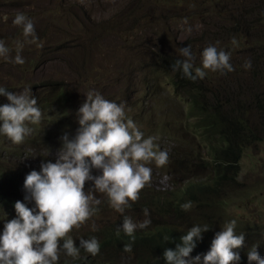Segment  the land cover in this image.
I'll list each match as a JSON object with an SVG mask.
<instances>
[{
    "label": "rangeland",
    "instance_id": "obj_1",
    "mask_svg": "<svg viewBox=\"0 0 264 264\" xmlns=\"http://www.w3.org/2000/svg\"><path fill=\"white\" fill-rule=\"evenodd\" d=\"M18 13L33 20L37 37L24 43L23 64L13 62L17 41H25L22 27L12 24ZM5 14L9 20H0V40L9 48L10 58L0 57V87L17 93L30 88L39 109L42 104L47 107L40 109L39 123L26 122L30 133L43 130L39 136L47 138V145L27 147L29 142L23 141L17 145L29 150L23 159L37 171L42 161L56 162L60 138L65 133L74 137L79 127L76 113L86 95L99 92L123 105L125 118L137 125L144 138L153 139L154 150L168 153L164 166L157 167L154 161L145 165L152 170L145 185L147 197L150 190L174 191L175 181L192 175L203 180L210 172L207 141L193 128L196 118L190 115L188 99L172 85L173 73L163 61L169 63L168 56L183 59L179 49L187 46L195 56L194 67H202L201 53L209 45L229 53L234 71H204L206 83L219 90L220 97L228 96L233 103L239 96L246 102L242 108L249 106L247 116L261 126L260 138L253 139L240 162V183L231 182L228 191L208 205H192L182 216L155 217L143 200L138 203L142 206L128 207L123 215L143 220L147 208L149 226L169 220L183 229L196 223L223 229L235 220V232L243 233L252 246L259 244L257 251L264 253V119L259 120L264 107L257 106L258 99L264 102V0H0V17ZM246 60L251 61L249 69L244 67ZM194 156L205 163L196 164ZM91 174L101 175L102 170L92 168ZM85 185V194L91 190L101 200L96 208L102 212L82 224V232L112 221L122 224L123 215L108 208V202L103 204L107 196L94 191L93 181ZM6 220L0 219V229ZM191 257L186 258L189 264ZM131 258L120 259L121 264H133Z\"/></svg>",
    "mask_w": 264,
    "mask_h": 264
},
{
    "label": "clouds",
    "instance_id": "obj_2",
    "mask_svg": "<svg viewBox=\"0 0 264 264\" xmlns=\"http://www.w3.org/2000/svg\"><path fill=\"white\" fill-rule=\"evenodd\" d=\"M0 20L7 22L9 17L5 14ZM183 23L187 24V18ZM12 24L23 29L25 41H17L13 60L16 64H23L20 53L24 43L29 42V37L30 42L37 39L34 22L23 13H18L12 19ZM186 31L191 32V28L188 27ZM179 55L183 59H177L173 68L181 69L184 76L192 81L203 79L205 69L221 73L234 71L229 62L230 54L213 45L203 49L202 67H194L195 56L191 46L180 48ZM0 57L10 58V50L2 40ZM244 67L251 68V61L246 60ZM0 95L6 96L8 101L0 105V133L13 143L20 144L31 132L26 122L35 124L41 120L37 99L32 97L30 88L17 93L0 87ZM76 118L79 127L74 137L69 138L65 133L60 138L62 147L57 153L56 162L42 161L39 171L32 170L26 175L24 188L27 194L24 199L34 200L35 209L27 207L20 200L15 202L17 215L5 221L0 234V264H62L71 256H78L80 248L92 256L97 255L100 251L98 240L95 237L83 238L84 234L89 233H83L81 225L94 217L96 211H101L96 208L101 200L91 190L85 194V182L93 181L94 191L105 194L110 206L123 215L125 209L131 207L129 201H137L140 191L151 181L152 170L145 165L154 161L157 167H161L168 163V153L154 150L153 139L144 138L137 125L125 118L123 105L105 99L99 92L90 91L86 95ZM92 168L102 170V174L92 175ZM175 185L177 187L180 182H175ZM191 207L190 201L181 205L185 211ZM143 212V220L134 221L123 215L120 228L133 241V234L137 231L146 227L154 229L157 224L159 227L164 225L163 222H155L154 226H149L152 222L149 210L145 208ZM235 227L236 221L232 220L216 232L210 250L203 254V259L192 251L197 241L202 239V233L209 230L207 225H193L180 237L181 242L176 244L175 249L166 248L163 256L167 264H189L186 258L192 255L195 256L191 257L193 264H239L240 254L233 249L244 246L245 236L243 233L237 234ZM70 231L77 232L80 237V248L74 245L72 238L66 239ZM258 246L253 245L247 252L249 264L252 261L264 264V253L257 251ZM124 251L131 252L132 245H124Z\"/></svg>",
    "mask_w": 264,
    "mask_h": 264
},
{
    "label": "trees",
    "instance_id": "obj_3",
    "mask_svg": "<svg viewBox=\"0 0 264 264\" xmlns=\"http://www.w3.org/2000/svg\"><path fill=\"white\" fill-rule=\"evenodd\" d=\"M169 63L163 61L162 65L172 74V85L177 91L185 93L188 102L190 115L195 117L193 128L203 135L207 141L208 161L210 172L203 180L196 176H188L182 178L183 182L176 187L174 191H168L162 194L157 190H150L151 194L147 197L146 192L149 187L145 186L139 193V199L135 202L129 201L133 207L142 206L138 203L143 200L147 207L154 209L155 217L159 213L172 214L182 216L184 210L182 204L191 202L195 207H202L212 202L214 197L218 196L222 191H228V185L231 182L240 183L238 181L241 165L245 149L250 145L253 139L260 138L261 126L257 121L247 116V106L242 108L245 101L238 96L237 100L231 103L232 99L228 96L220 97L219 90H214L207 83V75L203 79L192 81L186 78L181 69H174L173 65L177 59L175 56H168ZM54 87V84H51ZM48 90L47 86L43 87ZM63 97V96H62ZM64 99V97H63ZM5 104V100L0 95V105ZM258 108L263 109L264 102L257 100ZM237 107V108H236ZM47 111L46 104H42L40 109ZM264 119V112L259 111V120ZM262 121V120H260ZM2 123V122H0ZM37 124L36 126H38ZM43 130H33L29 133L30 137L25 138V142H29L27 147L40 145L45 148L47 138L39 136ZM26 137V136H25ZM18 144L13 143L6 135H0V219L8 220L16 217L15 202L22 201L27 207L35 209L34 200H25L27 194L24 188V180L26 175L33 167L24 160L25 153L29 151L27 148L20 150ZM25 145V144H24ZM195 157V163H205ZM179 161V160H176ZM173 165V164H172ZM182 175H185L184 173ZM177 176H180L179 174ZM177 182V181H175ZM84 188H87L86 185ZM103 204L108 202V198L102 200ZM222 203H227L222 201ZM109 204V202H108ZM108 208L112 207L108 206ZM38 211V210H37ZM96 211L93 216L100 214ZM211 219V218H209ZM163 226L157 224L152 229L148 227L142 231L134 233V241L120 228L121 223L112 221L108 226L95 231L84 234L83 238L91 239L95 237L100 244V251L97 255L92 256L83 248H80V237L77 232L70 231L67 238H72L74 245L80 248L79 255L69 258L62 264H121L116 259L134 260L137 264H167L163 253L166 248L175 249L176 244L180 243V237L187 233L189 229H183L179 225L171 224L169 220H165ZM196 225L203 226L202 223ZM209 230L202 233V239L197 241V246L192 251L194 255L205 254L210 250L211 241L215 233L222 230L220 228L212 229L207 225ZM4 224L1 225L0 231L3 232ZM239 234V233H238ZM167 238V239H166ZM63 241H61L62 245ZM131 244L132 251L125 252L124 245ZM252 248L246 238L245 244L239 249L233 251L239 252L240 262L245 263L248 260L247 252ZM134 253V256L132 255Z\"/></svg>",
    "mask_w": 264,
    "mask_h": 264
}]
</instances>
